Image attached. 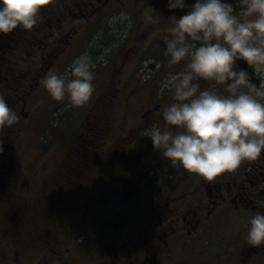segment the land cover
<instances>
[{
    "label": "flooded vegetation",
    "instance_id": "flooded-vegetation-1",
    "mask_svg": "<svg viewBox=\"0 0 264 264\" xmlns=\"http://www.w3.org/2000/svg\"><path fill=\"white\" fill-rule=\"evenodd\" d=\"M187 3L191 5L193 0H187ZM147 4L165 19L159 24H146L143 12ZM167 4L168 0H59L57 4L44 5L43 19L36 30L17 29L14 33L0 36V93L20 119L31 117L27 107L36 106L34 92L42 80L30 85L21 77L22 81L17 82L15 74H19L17 70L20 68L10 64L14 58H23L27 62V58L37 51L43 57L60 55L57 51L62 48L54 40L67 30L69 21L91 22L87 15L90 10L95 21L75 39L79 51L90 40L86 32L92 31L96 38L108 36L97 47L98 50L92 51L93 57L121 59L125 52H128L125 55L133 56L136 47L128 51L126 42H122L134 28L130 46L133 43L138 46V42L148 44L136 57V62L140 61L138 65L158 59L163 66L156 68L151 65L150 68H156L153 74L166 69L182 70L183 63L177 67L168 64L163 37L170 26L166 18L182 15L187 9L170 10ZM157 28L160 29L158 32H151ZM5 70L14 72L8 78L4 75ZM208 84L211 87V82ZM201 86L204 87L203 82ZM101 100L100 97L95 99L87 115L93 119L92 133L98 136L105 128L103 117L108 118L106 114L101 118L92 117ZM149 103H144V109L140 105V111L133 116L138 122L129 131L130 137L138 141L137 151L129 157L127 153L116 151V160L111 161L109 148L113 142L110 144L108 134L103 141L104 152L99 150L93 162L89 158V161L81 159V162L73 164L82 166V169L91 166L87 173L90 177L69 178L60 172L59 178H49L47 184L51 188L55 181L57 187L52 189L57 194L47 198L44 194L48 191L40 189L38 195L47 199L45 206L48 201L54 205L58 202L59 210L51 215L39 212L19 214L18 208L30 204L26 203L24 188L15 185L12 163L17 147L10 129L4 130V150L0 153V231L6 234L7 245L11 247L9 253L3 252L6 258L1 259L0 255V264H163L176 250H182L183 257L184 251L199 253L202 264H264V246H251L246 242L251 216L258 209L264 211V153L211 181L191 175L182 166L167 160L158 163L157 159L144 157L141 160L144 151L153 143L150 137L144 140L140 133L161 119V114L154 111L164 105L149 108ZM99 126L101 130L96 132ZM82 154L84 158L90 157L89 151L83 150ZM122 156L128 160H121ZM180 168L184 170L182 182L176 181V177L173 179V173ZM202 182L203 189L198 187ZM29 207L39 210L43 206L35 203ZM20 226L21 231L18 232ZM51 229L54 236L47 241ZM37 238L41 240L38 245L34 243ZM199 258H192V261Z\"/></svg>",
    "mask_w": 264,
    "mask_h": 264
},
{
    "label": "clouds",
    "instance_id": "clouds-1",
    "mask_svg": "<svg viewBox=\"0 0 264 264\" xmlns=\"http://www.w3.org/2000/svg\"><path fill=\"white\" fill-rule=\"evenodd\" d=\"M57 3L0 0V36L36 30L44 5ZM167 7L187 9L166 18L170 27L163 37L168 64L183 63V69L169 71L160 80L158 95L169 100L162 105L161 119L145 128L144 136L171 164L211 181L264 153V0H193L191 5L168 0ZM143 18L152 25L165 19L149 4ZM96 67L86 51L73 59L65 74L48 72L42 84L53 100L67 101L66 109L80 108L94 95ZM201 81L211 82V87H202ZM19 120L0 93V153L2 133ZM246 242L264 246V211L251 216Z\"/></svg>",
    "mask_w": 264,
    "mask_h": 264
},
{
    "label": "rangeland",
    "instance_id": "rangeland-1",
    "mask_svg": "<svg viewBox=\"0 0 264 264\" xmlns=\"http://www.w3.org/2000/svg\"><path fill=\"white\" fill-rule=\"evenodd\" d=\"M95 13L97 14L98 12ZM87 15L92 21L94 20L93 11H88ZM91 22L81 20L79 22L69 21L66 23L67 30H63L62 34L54 40L58 47L62 48L57 51L60 55H45L43 57L44 55H40V51H37L38 53H32L27 58V62L23 58H14L10 64L11 66H18L20 68L17 70L19 74H15L16 81L21 82V77H24V80L30 85L34 84L36 80H43L45 75L50 71L65 74L68 65L72 63L73 59L86 51L97 62V67L99 66V68L96 67L94 69L96 73L94 81L95 92L88 104L80 108L66 109L64 104L67 101L57 102L53 100L41 82V86L37 92H34V96L36 95V106L30 105L27 107L32 116L21 118L18 123L5 129H10L14 144L17 147L14 149V163H12L13 168L15 167V185L24 188L23 193L27 195V198H25L27 204H31L30 201L42 198L41 194L38 195V193H41L39 192L40 189L48 191L44 194L47 198L57 194V191L52 189L53 187H57L55 181H53L54 184L51 188H49L47 183L50 181L49 178H59V173L64 172L60 171L63 168V166L60 168V163L63 159L67 158L65 163H68L69 160L73 162L72 164L76 163L77 160H80V158L76 159V157H81L83 150L87 146L90 147V152L96 155L99 150L102 153L104 152L102 148L104 147L103 141L105 139L92 133L91 126L93 125V119L87 117L88 109H90L96 98L100 97L102 100L92 117L97 116L101 118L102 113L105 112L104 114L107 115L109 121L107 122V126L112 135L118 139H115L116 145L109 148L112 156L111 161L116 160V151L120 154L127 153V157H129L131 153L138 150V141L130 137L131 132L129 131L138 122V119L133 116L140 111V105L142 104L144 109L146 106L144 103L150 102L149 108H154L156 105L168 102L169 96L158 95L159 83L167 72L175 71L166 69L165 71H159L158 74H153L156 68L163 66V63H160L158 59L150 60L146 65L142 63L138 65L140 61L136 62V57L148 44L138 42V46L135 43L130 46L134 28L130 30L122 42H126V50L128 51L136 47V52L133 56L125 55L128 53L125 52L121 59L114 58V56L109 58L93 57L92 51L94 49L98 50L97 47L105 42L108 36L96 38L93 36L94 33L92 31L86 32L90 38L88 40L89 43L88 41L86 42V47L81 51L77 49L78 41L75 39L83 34L85 28L92 24ZM123 26L125 25L123 24ZM100 29L104 33L103 27ZM159 30L157 28L151 30V32L156 33ZM165 31L167 32V30ZM21 60H23L22 63L20 62ZM239 63L250 72L252 71L245 61H239ZM151 65L156 68H150ZM174 66L177 67L176 65ZM5 72L4 75L9 78L14 71L5 70ZM201 82H203L204 87H210L209 84L206 85L208 82ZM253 82L259 84V78L255 75H253ZM104 103L106 104L103 105ZM157 108L158 110L154 111V113L161 114V107L160 109L159 107ZM95 131H98L97 127ZM140 134L145 140L144 130ZM144 157L146 159H157V163L161 160H166L158 150L154 149L153 145L144 151L141 160ZM120 159L122 160L123 156ZM140 162L142 163V161ZM70 165L71 163L69 164L71 172L77 174L78 170ZM30 172L32 173L31 176H29ZM25 174H27V177H24ZM190 174L192 175V173ZM175 177L176 181L182 182L184 170L180 168L178 172L173 173V179ZM203 182H207V180ZM203 182L198 187L201 186L203 189ZM48 205H54V202L48 201ZM10 247L7 245L6 234L0 231L1 259L7 257L3 252L9 253ZM184 252L185 257H183L182 250L174 251L169 257V261L167 263L163 262V264H202L199 253ZM192 258H199V260L192 261Z\"/></svg>",
    "mask_w": 264,
    "mask_h": 264
},
{
    "label": "trees",
    "instance_id": "trees-1",
    "mask_svg": "<svg viewBox=\"0 0 264 264\" xmlns=\"http://www.w3.org/2000/svg\"><path fill=\"white\" fill-rule=\"evenodd\" d=\"M105 113V112H104ZM104 113H102V114H104ZM104 118V121H102V123H103V126H105V128H104V130L101 132V134H100V136H102L103 138H106V136L109 134V136H110V138L112 139L111 140V142L110 143H112L113 142V144H112V146H114V145H116V140H118V139H116V137L115 136H113L112 135V133H111V131L109 130V127L107 126V122H109L108 121V118H106V117H103ZM99 130H101V127L99 126V128H98ZM116 139V140H115ZM92 146H94L93 144H92ZM76 147V146H75ZM74 147V148H75ZM112 148V147H111ZM84 151H89V153H90V157H85L84 158V154H82V156L81 157H76V159H79L80 158V160H77V162H81V159H83L85 162L86 161H89L90 159L89 158H91V160L94 158V156H95V154L94 153H92V152H90V147H86L85 148V150ZM78 152V151H77ZM92 155V156H91ZM67 158H65V159H63V161L60 163V168L63 166V168H62V171H64L63 173H64V176H66V177H79V178H87V177H90V175L89 174H87L90 170H91V166L90 167H88V166H86L85 167V169L83 168L82 169V166H74L72 163L73 162H71L70 160H69V162L68 163H65V160H66ZM124 161L126 160H128V159H126V158H124L123 159ZM76 162V163H77ZM91 162H93V160L91 161ZM90 162V163H91ZM71 163V167H73V168H76L78 171L76 172L77 174H74V173H72L71 172V170L69 169L70 167H69V164ZM76 163H74V164H76ZM68 171V172H67ZM84 171V172H83ZM82 173H84V174H86V175H83ZM59 176H61V175H59ZM53 178V177H52ZM56 177H54V179H55ZM88 183V182H87ZM89 185H90V183H88ZM95 187L97 188V184L95 185ZM47 199L46 198H40L39 200H36V201H30L31 202V204H35V203H37V204H41L43 207H41L39 210L38 209H34V208H31V207H29L30 205H28L27 207H22V208H18V212H19V214L20 215H23V214H28V213H37V212H39L40 214H44L45 212V209H46V213H48V214H46L45 213V215H51L53 212H57L58 210H59V207H58V202L56 201V204L55 205H48V203H47V205L45 206V201H46ZM40 214H38L39 216H40ZM45 219H46V221L48 220L47 219V217L45 216ZM49 227H51V225H49ZM20 228H21V226L19 227V229H18V232H20L21 230H20ZM50 231V236H49V238H47V241H51L52 240V238H53V236H54V231H53V229H51V230H49ZM43 232H40V234H42ZM19 241H22V240H19ZM39 241H41L40 240V238H37V239H35L34 240V243H37V245L38 244H40V242Z\"/></svg>",
    "mask_w": 264,
    "mask_h": 264
}]
</instances>
